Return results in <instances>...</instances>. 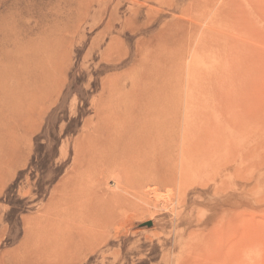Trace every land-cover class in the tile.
I'll return each instance as SVG.
<instances>
[{
  "label": "rangeland",
  "instance_id": "1",
  "mask_svg": "<svg viewBox=\"0 0 264 264\" xmlns=\"http://www.w3.org/2000/svg\"><path fill=\"white\" fill-rule=\"evenodd\" d=\"M110 78L172 102L166 144L150 153L182 177L130 188L64 263L264 264V0H0V264L74 168ZM24 107L32 131H5Z\"/></svg>",
  "mask_w": 264,
  "mask_h": 264
},
{
  "label": "bare ground",
  "instance_id": "2",
  "mask_svg": "<svg viewBox=\"0 0 264 264\" xmlns=\"http://www.w3.org/2000/svg\"><path fill=\"white\" fill-rule=\"evenodd\" d=\"M141 3L138 2V4ZM195 22L197 21L195 20ZM180 51L182 52L181 49ZM44 55L46 56V54ZM144 62L142 63L144 64ZM10 63L11 67L15 66L14 76L17 78L22 73L23 66L19 64L22 62H19L17 56V59H13ZM148 82L150 83V81ZM133 86H130V92L135 94L136 87ZM118 87L116 79L113 78L108 79V82L103 86L94 117L89 119L85 125V132L78 147V157L74 163V168L62 180V184L56 194L52 196L50 205L46 207L44 214L27 221L24 227L22 251L14 259L13 264H65L64 262L68 257L72 258L75 251L79 248H86L95 238L97 232L87 227V223L95 222L98 227L113 224L112 221L116 216L115 209L126 201L125 198L129 194L130 188L140 187L150 182L167 183L177 178L179 182L181 181V169H179L176 178V170L174 176L168 170L166 172L167 167L165 165V169L162 167L160 169V165H155V162H152L155 154L150 153L157 150L156 141H159L160 145L163 146L168 138L169 134L166 130L169 113L167 109H170L168 107L172 102L167 106L169 100L157 99L158 102L153 98V95L152 98L149 96L130 97L127 92H124L125 90L121 91ZM152 91L151 93H153ZM142 93L141 95H145ZM180 103L182 104L181 101ZM157 107L159 110L156 111ZM29 110V107H24L16 112L17 115L15 116L5 114L1 121L4 130H8L9 121L17 123L18 120H21L27 128L26 133L32 131L31 129L35 126ZM171 112L173 113V111ZM174 116L176 115L174 114ZM163 149L165 150V148ZM150 160L151 162H149ZM109 178L113 179L110 181L112 183V185L110 184L111 190L107 187L109 184L107 179ZM102 180H106V188H103ZM147 222L151 224L150 221Z\"/></svg>",
  "mask_w": 264,
  "mask_h": 264
},
{
  "label": "water",
  "instance_id": "3",
  "mask_svg": "<svg viewBox=\"0 0 264 264\" xmlns=\"http://www.w3.org/2000/svg\"><path fill=\"white\" fill-rule=\"evenodd\" d=\"M143 224H144V225H150L149 222H144Z\"/></svg>",
  "mask_w": 264,
  "mask_h": 264
}]
</instances>
